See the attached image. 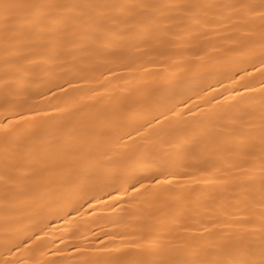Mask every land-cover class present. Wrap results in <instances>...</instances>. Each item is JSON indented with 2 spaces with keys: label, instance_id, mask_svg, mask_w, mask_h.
Listing matches in <instances>:
<instances>
[{
  "label": "snow or ice",
  "instance_id": "6c2138e0",
  "mask_svg": "<svg viewBox=\"0 0 264 264\" xmlns=\"http://www.w3.org/2000/svg\"><path fill=\"white\" fill-rule=\"evenodd\" d=\"M203 75L220 100L159 110ZM218 184L231 211L154 235ZM0 264H264V0H0Z\"/></svg>",
  "mask_w": 264,
  "mask_h": 264
},
{
  "label": "bare ground",
  "instance_id": "6f19581e",
  "mask_svg": "<svg viewBox=\"0 0 264 264\" xmlns=\"http://www.w3.org/2000/svg\"><path fill=\"white\" fill-rule=\"evenodd\" d=\"M215 59L214 56L209 57V61ZM193 68L195 65L192 66ZM230 71H224L223 75H230ZM221 78L220 75H203L199 79H189L183 81L173 87L166 89L159 93L155 98L154 102L158 106L159 110H164L168 107H172L173 104L176 105L175 111H182L184 105L180 104V101H184L187 97H191V102L188 103V107L192 108L193 112H196V108L193 107V104H196L201 109L207 110L209 108V104L204 101H210L213 95L216 96L217 100H220L221 97L217 89L219 85L215 83L216 79ZM227 83V81H225ZM228 95V93H225ZM55 103V102H53ZM166 115H170L169 113H165ZM184 117H189V113L184 111ZM191 123V121H187ZM224 145H208L209 151H214L217 148L220 150H224ZM191 151V149L189 150ZM187 167L189 169V176L186 178L188 181V185H185L184 179L181 180L179 187L187 191L188 186L191 185V181L193 179L202 180L204 177L200 175L199 171H193L192 169L195 167L193 158L189 157L187 160ZM217 179H223L222 177H218ZM197 192H222L225 193V202L223 206L220 203H214L211 201H201L199 205L189 204L185 201H179L176 203H168L164 206L153 207L150 210H145L144 215L150 218L151 224L154 228V235L160 239L171 240L172 242H179L182 239V235L178 227L172 222L174 216H180L182 222H189L192 219L200 220L204 222L208 220L209 215L211 216H219L220 212L223 208H227L229 211L232 210L230 204L227 203L231 197L227 196L228 189L222 187L221 185H216L214 187H205L201 185L199 188H196ZM115 195V193H113ZM95 211L101 213V215L107 214V209H96ZM222 219V217H221ZM95 220V223H93ZM82 223L87 228H92L96 231L100 228H107L110 225L106 224L105 221L91 217L89 214H85L82 217ZM210 226V225H207ZM53 227L61 228L62 222L54 221ZM58 234V233H57ZM86 235H91V233L85 232ZM67 239V238H66ZM103 239V237H101Z\"/></svg>",
  "mask_w": 264,
  "mask_h": 264
}]
</instances>
